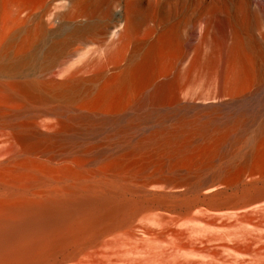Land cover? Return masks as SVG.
<instances>
[{
    "label": "bare ground",
    "instance_id": "6f19581e",
    "mask_svg": "<svg viewBox=\"0 0 264 264\" xmlns=\"http://www.w3.org/2000/svg\"><path fill=\"white\" fill-rule=\"evenodd\" d=\"M54 1L0 0V264H106L114 256L116 264L117 248L142 232L139 219L149 212L166 217L164 209L173 227L215 216L208 203L229 193L203 195L202 183L177 171L211 168L216 154L192 148L194 138L218 141L240 118L218 129L217 115L200 122L172 114L163 120L173 125L128 140L133 120L123 116L118 124V115L133 99L123 62L134 20L127 19L112 50L109 25L90 21L105 0ZM80 42L86 56L70 67L64 57ZM232 49L220 91L231 107L251 75L248 60L264 57L249 40ZM190 88L170 86L175 109L195 95ZM161 97L139 102L156 106ZM256 138L247 155L224 167L233 164L236 177L264 185V149L256 151L264 120ZM229 178L218 181L228 185Z\"/></svg>",
    "mask_w": 264,
    "mask_h": 264
},
{
    "label": "rangeland",
    "instance_id": "374dc122",
    "mask_svg": "<svg viewBox=\"0 0 264 264\" xmlns=\"http://www.w3.org/2000/svg\"><path fill=\"white\" fill-rule=\"evenodd\" d=\"M129 18L135 26L129 30L123 64L133 99L118 115V124L126 121L123 116L133 120L126 132L128 140L173 125L176 120H163L172 114L197 115L200 122L217 115L213 126L218 129L225 128L230 119H240L234 127L222 129L224 137L218 141L194 138L192 148L212 149L216 154L210 170L177 171L187 174L191 183H202L203 195L229 193L208 203L209 213L215 216L179 220L173 227L164 209L159 211L166 217L149 212L139 219L142 232L117 248L116 264H264V185H250L249 177H236L239 168L233 164L224 167L232 159L238 162L259 142L256 136L264 120V57L248 60L251 75L236 106L223 105L227 97L220 95L224 71L234 54L232 46L244 39L264 51V0H105L90 21L109 25L115 50ZM75 47L64 57L70 67L86 56L84 44ZM183 51L188 53L184 59ZM179 82L187 83L195 95L175 109L169 88ZM150 94L161 95V103L141 105L139 101ZM263 149L264 144L256 151ZM215 173L220 178L208 180ZM226 174L230 183L220 184L218 180ZM243 187L248 189L242 191ZM181 213L179 209L175 215ZM172 227L175 232L168 229Z\"/></svg>",
    "mask_w": 264,
    "mask_h": 264
}]
</instances>
